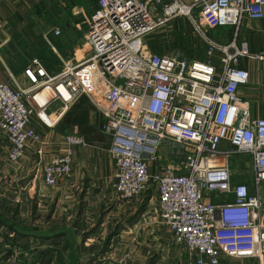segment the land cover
<instances>
[{"label":"built area","instance_id":"obj_1","mask_svg":"<svg viewBox=\"0 0 264 264\" xmlns=\"http://www.w3.org/2000/svg\"><path fill=\"white\" fill-rule=\"evenodd\" d=\"M187 1L158 8L149 0H97L82 31L83 58L62 60L51 72L44 59L34 56L22 68L24 86L12 76L14 87L0 80L6 158L16 162L34 145L42 160L43 137L33 117L52 127L86 96L103 118L101 132L115 165L112 187L121 200L152 186L160 222L194 264H225L221 255L264 264V118L253 116L238 93L249 78L241 60H264V50L250 53L245 41L234 39L223 45L206 32L264 19V0ZM172 5L178 10L166 13ZM180 14L205 42L207 60L150 49L148 35ZM54 102L60 103L59 111L47 113ZM166 142L186 152L185 171L150 169ZM62 144L63 152L43 159L47 186L71 173L73 148L89 146L75 132L64 134ZM243 154L251 158L250 185L236 181L238 172L231 166V158Z\"/></svg>","mask_w":264,"mask_h":264},{"label":"crops","instance_id":"obj_2","mask_svg":"<svg viewBox=\"0 0 264 264\" xmlns=\"http://www.w3.org/2000/svg\"><path fill=\"white\" fill-rule=\"evenodd\" d=\"M96 1L90 0L87 5L75 3L70 21L64 19L63 30L58 35L53 32L57 24L43 32L47 40L53 41L50 47L60 66L61 59L76 62L86 54L82 31ZM23 2L0 0V67L3 68L0 80L12 87L14 83L8 76L25 85L22 68L26 64L13 56L15 46L11 42L24 20L30 18ZM243 24L247 32L259 34V47L241 40L247 43L249 52L264 50V19L247 20ZM56 48L64 54L59 56ZM48 56L50 59L51 54ZM241 66L248 71L249 78L239 89V96L248 102L253 116L264 118V60L244 57ZM53 107L51 111L58 112L60 103L54 102ZM43 116L49 123V118ZM102 123V116L86 96H80L54 126L46 128L47 133L33 121V126L43 134L42 160L34 145H30L21 159L9 162L7 140L0 131V264H194L185 246L175 243L168 229L157 220L156 196V206L150 212L155 217L147 215L148 221L144 222L147 224L140 232L139 224L152 209V201L145 204L123 201L114 191L115 165L107 152L109 139L101 132ZM68 132L81 134L85 139L99 133L104 140L73 148L71 173L55 186H47L42 181L43 159L63 152L62 137ZM231 166L237 172L241 166L251 171V158L234 155ZM250 179L235 178L249 185ZM260 193L264 200V184ZM141 206L143 213L139 210ZM138 212L142 214L136 217ZM120 223L124 224L123 228ZM148 226L152 228L145 232ZM220 259L225 264L245 263L226 255Z\"/></svg>","mask_w":264,"mask_h":264},{"label":"rangeland","instance_id":"obj_3","mask_svg":"<svg viewBox=\"0 0 264 264\" xmlns=\"http://www.w3.org/2000/svg\"><path fill=\"white\" fill-rule=\"evenodd\" d=\"M24 1L25 2H23L22 4L24 6L23 8L26 7L30 18L27 19V21L24 20L25 24L21 27L20 32H18L17 36H15V39L13 40L15 43L11 40V42L15 46V51H12L13 56H16V58L19 59L20 62L24 63V65L28 62V60L31 57L34 56L41 57L46 62V67L48 68V70L56 72L60 69L62 65L61 66L59 65L58 57H56L54 55L55 53H53L51 50L50 46L53 45L52 44L53 41H51L50 39L47 40L43 35V32L46 29L50 28L51 26H55L56 24H57L56 25L57 28L53 27L52 30L55 28L62 32L64 19H66L69 22L70 18L73 15V14L71 15L72 13L71 9L73 5L75 3L87 5L90 0H24ZM149 1L154 3L158 8H162L163 6L171 3L173 0H149ZM183 1L186 3L188 2L187 0H183ZM82 26L83 24H80L79 29H81ZM83 29L84 28H82L81 31ZM246 30L247 28H245L244 24L242 23L237 29L232 28L230 26H219L214 29L206 30V32L207 34L211 35L214 39H217L219 43L223 45L228 44L230 41H232V39H234L237 43H240L241 40H245L247 43L250 42L251 44L255 45V47H259V34L258 35H256L255 33L252 34L247 32ZM148 39L150 44H153L156 47V49L160 50L159 53L175 54L176 52H178L180 55L186 58H194L196 56L197 59L198 56L203 57L204 55L205 58L203 59V61L208 59V56L206 54L205 42L193 31V28L191 27L189 23V19L186 15L180 14L172 18L168 22L164 23L159 29L148 35ZM57 52H59L60 54V55L58 54L59 56H62L64 54V51H58V49ZM50 54H51L50 59L53 60L48 59L49 57L48 55ZM20 57L22 58V60L20 59ZM213 58L214 60H217V54L213 56ZM62 60H66V59H61V61ZM0 70L3 71V68L0 67ZM53 108L54 107L52 104L51 107L47 110V113L53 110ZM33 121L37 122L38 125L45 128V133H47L48 128H51L43 125L35 117H33ZM94 134L95 135L92 134L91 136H89V138L86 139L87 142L91 144L102 143L104 140L103 137H100L99 133H94ZM185 157H186V152L181 146L166 142L159 148L156 160L150 162V169L154 170L159 167H171L175 170L178 169V171L183 172L185 171ZM239 165L242 164L239 163ZM236 176H239L240 178H242V180L243 179L245 180L246 178L249 179L251 176V172L249 171V169L241 166ZM155 196L156 194L154 193L153 187L149 186L148 189L145 190L141 195L131 199V201H135L138 203L141 202L143 204H145L149 200L152 201L151 204L152 209L149 212H147L146 215H144L142 219L143 222L139 224V226H141L139 227L140 232L143 231L142 226L147 224L144 223L145 221H148L147 217L149 215L151 217L153 216L155 217V213L153 214L150 213L153 210V208L156 206ZM150 197L152 199H150ZM142 207L144 208V206H141L139 210L140 212L142 211L143 213L144 209H142ZM140 212L136 214V217L142 214ZM157 220H159V217ZM120 224H121L120 226L123 228L124 224L123 223ZM160 225L168 229L164 224L161 223ZM149 228L151 229L152 227L148 226L144 231L147 232Z\"/></svg>","mask_w":264,"mask_h":264},{"label":"trees","instance_id":"obj_4","mask_svg":"<svg viewBox=\"0 0 264 264\" xmlns=\"http://www.w3.org/2000/svg\"><path fill=\"white\" fill-rule=\"evenodd\" d=\"M209 36H211V35H209ZM211 37H212V36H211ZM147 41H148V44H149V46H150V49H151L153 52H155V53H159L160 50L156 49V47H155L153 44H150V43H149V39H148V37H147ZM160 54H161V53H160ZM194 58H196V56H195ZM194 58H189V59H194ZM204 58H205L204 55H203V57L198 56V60H203ZM196 59H197V58H196Z\"/></svg>","mask_w":264,"mask_h":264},{"label":"bare ground","instance_id":"obj_5","mask_svg":"<svg viewBox=\"0 0 264 264\" xmlns=\"http://www.w3.org/2000/svg\"><path fill=\"white\" fill-rule=\"evenodd\" d=\"M176 7H177V5H172V6H170L169 8H167L166 13L171 12L173 9H175V10L177 11L178 8H176ZM180 12H185V11H184L183 8H181V9H180Z\"/></svg>","mask_w":264,"mask_h":264},{"label":"water","instance_id":"obj_6","mask_svg":"<svg viewBox=\"0 0 264 264\" xmlns=\"http://www.w3.org/2000/svg\"><path fill=\"white\" fill-rule=\"evenodd\" d=\"M155 15H156V16H159V15H157V14H155ZM118 82L122 84V83H123V80H122V79H119Z\"/></svg>","mask_w":264,"mask_h":264}]
</instances>
